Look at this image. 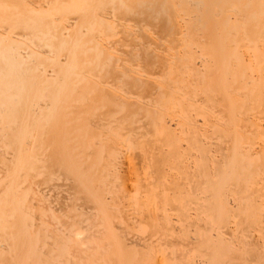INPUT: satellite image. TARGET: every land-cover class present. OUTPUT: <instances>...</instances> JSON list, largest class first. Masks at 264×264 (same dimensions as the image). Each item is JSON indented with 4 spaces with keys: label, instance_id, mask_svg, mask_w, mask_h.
<instances>
[{
    "label": "bare ground",
    "instance_id": "bare-ground-1",
    "mask_svg": "<svg viewBox=\"0 0 264 264\" xmlns=\"http://www.w3.org/2000/svg\"><path fill=\"white\" fill-rule=\"evenodd\" d=\"M0 264H264V0H0Z\"/></svg>",
    "mask_w": 264,
    "mask_h": 264
}]
</instances>
